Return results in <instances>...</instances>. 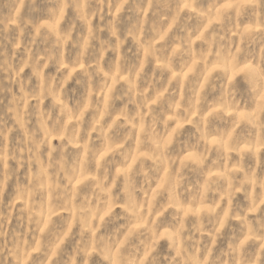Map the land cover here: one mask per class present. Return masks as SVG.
<instances>
[{
  "label": "clouds",
  "instance_id": "clouds-1",
  "mask_svg": "<svg viewBox=\"0 0 264 264\" xmlns=\"http://www.w3.org/2000/svg\"><path fill=\"white\" fill-rule=\"evenodd\" d=\"M164 3L0 0V238L13 177L14 199L34 226L31 238L18 237L7 252L0 245V264H264V153L256 151L257 144L264 148V49L250 57L225 44L230 33L264 42V0H231L219 9L222 0L207 7L191 0L186 21L178 11L170 25L142 19L145 5L156 14ZM124 5L134 22L103 14L122 13ZM194 17L210 30L197 35ZM109 53L114 59L106 63ZM181 56L187 60L178 64ZM219 77L225 83L218 90ZM5 79L19 84V94ZM240 112L248 135L237 139L240 125L229 122ZM214 120L225 126L213 127ZM185 124L194 142L180 148ZM241 143L249 150L242 152ZM192 174L200 177L195 184ZM61 209L68 213L63 225L56 218Z\"/></svg>",
  "mask_w": 264,
  "mask_h": 264
},
{
  "label": "rangeland",
  "instance_id": "rangeland-1",
  "mask_svg": "<svg viewBox=\"0 0 264 264\" xmlns=\"http://www.w3.org/2000/svg\"><path fill=\"white\" fill-rule=\"evenodd\" d=\"M191 0H182V3H180L179 5H177L176 0H165V3L158 9L156 14H153V11L147 7V5H145V10H144V14L142 19L146 20L148 22V24H153L155 22L162 21L164 22L166 25H170L171 21L174 17L177 16V11L179 12V19L183 22L187 20V14L189 12L188 7H186L185 5L190 4ZM227 3H229V0H222V3L218 6V9L223 7L224 5H226ZM50 5H44L43 7L46 9L47 7H49ZM203 7H207L208 6V0H203ZM130 5H124V10L122 13H118L117 10L114 8L111 13H109V11L107 9H105L104 11V15L106 17L109 16H115V15H120L121 20L127 24L129 22H134L136 20V16L135 14L130 10ZM6 14H7V9H6ZM251 15V9L246 10L245 15L243 17V20L246 21L248 16ZM10 23V22H9ZM93 23L94 24H102L103 21H101L99 18H94L93 19ZM190 25L192 27H200V32H197V35H200L201 32H207L210 30V25L209 24H204L201 25L199 19L197 18H193L190 22ZM12 27L14 28L15 25H12ZM176 35V30L173 29L170 34H169V39H168V44L170 45L172 43V39L174 38V36ZM230 35L232 36V40L231 41H226L225 44L227 47H230L233 49L234 52L239 53L241 51V49H246L247 54L251 57L252 55L255 56H259V54L261 53V50L264 49V42H261L258 39H252L249 40L247 42H245L244 40H242L239 36L234 35V33H230ZM21 43V48H23V41H20ZM193 46L195 48H199L201 46L200 41L195 39V36L193 37ZM126 49H131V51L129 52L130 57H132V59H135L134 53H135V49L132 47L131 42H129L126 45ZM19 59V57L17 58ZM114 57L112 56L111 53L108 54L107 57V61L106 63H111L113 61ZM187 60V57H179L177 60L178 64H182ZM189 67H193V65L189 64ZM76 71V69H70L69 72H74ZM149 74H151L152 68H149ZM209 72H211L213 75L216 74L214 67H210L209 68ZM30 69H25L24 72L21 74V79L24 80L25 82H27L28 77L30 76ZM190 75V72L188 70V68H185L184 71V78L187 79ZM164 78L167 79L169 78V74L165 73L164 74ZM5 86L6 87H10L12 89L13 93L19 94V84L13 82H9L7 79H5L4 81ZM33 84L35 83V81L32 82ZM225 83L223 77H219L216 80V84H217V89L219 90V88ZM75 86V81L72 82V84L69 85V87H74ZM245 85L241 84V88L242 90L245 89ZM184 94V90L182 88H180L178 90L177 96L176 98L179 99L180 96H182ZM214 94L210 93L209 94V101L212 100ZM245 96L247 98V93L245 92ZM9 99H11V94L9 93H5L4 97H3V103L5 105H7ZM31 103H35L34 101H32ZM44 106L45 108L48 107L49 105V101H44ZM166 107V105H165ZM118 118V117H117ZM244 119V112H240L238 114V116L236 117V119L234 121H230V125L232 127H236V125H240L239 127H236V138L240 139V137L243 136H247L248 135V130L242 125L240 124V122ZM213 127H224L225 126V121L223 120H214L212 122ZM12 123L11 121H9L8 123V127H11ZM171 127H175V124H172ZM161 131L163 130V128L160 129ZM170 130V129H169ZM193 129L191 128L190 125L185 124L184 125V131H183V135L181 137V140L184 142L183 144H181L179 147L183 148L184 144H191L194 142V138H193ZM8 143L10 144H15L16 139H17V133L15 131L8 133ZM51 143L53 145H59L60 144V140L58 139H52ZM127 147V146H126ZM133 148L135 147V145L132 146ZM250 145L247 143H241L240 144V150L242 152L248 151L249 150ZM256 151L258 153H264V148H261L258 144L256 145ZM185 155H187V153H184ZM77 155L76 152L72 153L73 158H75ZM217 158V154L216 153H211L210 154V160L216 159ZM238 157H236L233 154V158L231 163L234 165L235 160ZM224 164H229L230 161H223ZM247 163L249 165H253L255 162L251 159H249L247 161ZM14 163H13V167H14ZM178 166V165H177ZM26 169H21V172L19 174V178L21 181L24 180L25 178V173H26ZM200 179L199 174H192L191 175V179H190V183L191 184H195L198 180ZM16 177H13L12 181L9 182L8 186H7V190L5 192V196H4V214L6 219L4 220V231L6 233V235L3 238H0V245H3L5 248V252H7L8 249H10L13 244L16 242L18 237H22L23 239L27 240L29 238H31L32 232H33V225L29 222L28 217L25 213L21 212V208L23 206V201L19 200V199H14L16 193H15V184H16ZM75 187V185H74ZM153 191L156 190V185L153 184ZM82 191L84 193H88L89 189L87 187H83ZM239 201L241 204H244L245 201L243 199V197H238ZM149 200H151V197H149ZM12 203V206L9 207V203ZM226 207V205H225ZM117 212H119V209H117ZM68 216V213L66 211H64L63 209L59 210L57 212V223L59 225H63L65 222V218ZM170 219V217H165V222H167ZM112 227L114 226H109V231H111ZM234 228L236 230V235H239V225H234ZM73 231H77V229H73ZM230 235V233L228 234ZM75 243V241H71L67 244L66 246V251L70 252L72 250V246ZM224 244L223 242L221 243V247H223ZM251 251H254V247L252 249H250ZM160 252L162 254V256H167L169 255L168 251H167V245L166 243L162 242L161 243V247H160Z\"/></svg>",
  "mask_w": 264,
  "mask_h": 264
},
{
  "label": "snow or ice",
  "instance_id": "snow-or-ice-1",
  "mask_svg": "<svg viewBox=\"0 0 264 264\" xmlns=\"http://www.w3.org/2000/svg\"><path fill=\"white\" fill-rule=\"evenodd\" d=\"M185 6L188 7L187 4H186ZM225 7H231V0H229V3H227V4L225 5Z\"/></svg>",
  "mask_w": 264,
  "mask_h": 264
}]
</instances>
